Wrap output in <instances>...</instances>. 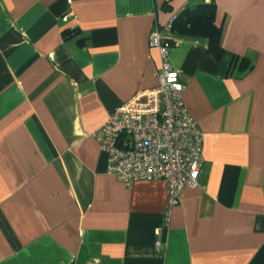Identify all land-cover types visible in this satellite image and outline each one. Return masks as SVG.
I'll return each mask as SVG.
<instances>
[{
  "label": "crops",
  "instance_id": "obj_1",
  "mask_svg": "<svg viewBox=\"0 0 264 264\" xmlns=\"http://www.w3.org/2000/svg\"><path fill=\"white\" fill-rule=\"evenodd\" d=\"M198 4L219 58L168 27ZM155 27L203 134L167 224L166 182L118 181L93 136L158 85ZM0 264H264V0H0Z\"/></svg>",
  "mask_w": 264,
  "mask_h": 264
},
{
  "label": "built area",
  "instance_id": "obj_2",
  "mask_svg": "<svg viewBox=\"0 0 264 264\" xmlns=\"http://www.w3.org/2000/svg\"><path fill=\"white\" fill-rule=\"evenodd\" d=\"M149 45L160 52L158 85L123 102L93 136L107 154V172L118 181L126 185L135 180L166 182L167 224L182 190L197 184L203 166V134L183 102L184 84L169 61L171 44L157 27L150 32ZM155 245L158 248L161 241Z\"/></svg>",
  "mask_w": 264,
  "mask_h": 264
},
{
  "label": "trees",
  "instance_id": "obj_3",
  "mask_svg": "<svg viewBox=\"0 0 264 264\" xmlns=\"http://www.w3.org/2000/svg\"><path fill=\"white\" fill-rule=\"evenodd\" d=\"M214 14V6L209 4L185 7L173 17L171 28L182 34L207 37L208 50L215 58H219L223 52L220 42L221 27L216 24Z\"/></svg>",
  "mask_w": 264,
  "mask_h": 264
}]
</instances>
